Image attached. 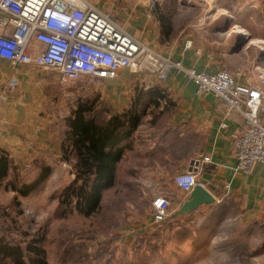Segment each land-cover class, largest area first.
I'll list each match as a JSON object with an SVG mask.
<instances>
[{"label": "crops", "instance_id": "1", "mask_svg": "<svg viewBox=\"0 0 264 264\" xmlns=\"http://www.w3.org/2000/svg\"><path fill=\"white\" fill-rule=\"evenodd\" d=\"M218 1L185 0L182 4L189 8L196 7V3L207 4L200 13L202 21L227 14L232 19L229 7L218 5ZM240 6L241 20L235 21V27L242 32L227 30V20L225 28L211 29V35L207 27H194L181 36H174V23L169 21L173 18L160 7L149 8L145 0L118 4V15L114 19L110 17L158 55L197 71L240 70L241 77L246 80L253 74L248 67L256 66L262 79L256 86L264 91V33L257 31V42L253 43L256 54L248 51L251 43L244 46L243 42L237 48L238 37L248 31L245 23L254 11L251 9L264 8V0H242ZM181 17L186 20L190 15ZM162 20L168 22L169 28H163L166 23ZM251 61L255 64L251 65ZM37 68L31 65L14 67L8 60L0 58V88L9 79L16 80L15 88L0 99V150L10 159L9 171L16 164L21 168H37L25 176L28 180L37 175L40 161L58 157L59 153V143L51 128L57 122L54 124L52 113H46L50 110L47 111L49 98L45 96V87L56 81L57 74L51 75L47 70ZM238 81L247 83L239 78ZM102 82L104 87L114 90L113 114L130 108L138 114L130 144L123 151V160L141 166V172L148 179L173 180L176 174L192 170L216 198V202L196 210L206 211L207 207L217 205L225 198L240 211L243 219L264 220V163L254 164L245 173L239 169L233 153V137L244 128L241 115L234 111L227 113L225 104L212 93L196 94L194 84L180 73L172 72L165 79L151 72L146 75L120 73ZM122 86L124 89L128 86L125 94ZM262 120L264 122V114ZM205 156L208 161L203 160ZM20 169L15 170L17 177L25 173ZM165 189L175 200H172V206L175 202L179 206L186 193L173 181L171 187Z\"/></svg>", "mask_w": 264, "mask_h": 264}, {"label": "rangeland", "instance_id": "2", "mask_svg": "<svg viewBox=\"0 0 264 264\" xmlns=\"http://www.w3.org/2000/svg\"><path fill=\"white\" fill-rule=\"evenodd\" d=\"M89 1L116 18L118 4L141 0ZM183 1L145 0L149 8L156 10L160 7L163 13L173 18L169 21L174 23V36H181L194 27H207L211 35V29L225 28L227 20L226 29L235 30V21L241 20L239 8L242 0H219L218 5L229 7L232 19L228 14L217 15L215 19L208 18L204 22L200 13L208 5L196 3V7L189 8L182 4ZM251 10L254 11L245 23L248 33L240 35L238 41L242 40L244 46L251 43L248 51L254 55L256 46L253 43L257 42V31L264 33V8L259 6ZM184 15H190V18L184 20L181 17ZM238 28L236 31L242 32ZM226 34L223 33V36ZM254 64L251 61V65ZM255 67H248L253 74L246 80L241 77L240 70L222 69L238 74L240 81L256 86L262 79ZM47 71L51 75L56 74L55 71ZM120 73L147 74L124 69L101 77L80 76L66 81L55 75L56 81L45 87V96L49 98L46 105L49 109H46L50 110L46 113H52L54 124L57 122L51 126L55 141L60 142L66 127L65 119L81 100L92 103L93 113L99 120H107L113 114L111 102L114 90L104 87L102 81ZM13 81L16 85L15 78ZM142 86L145 88L144 84ZM127 91L128 86L122 89L124 94ZM40 162L37 167L49 165L51 173L28 195H18L17 204L12 201L14 191L11 184L17 186L20 182H27L25 176L37 168H21L16 164L17 167L13 166L3 180L4 184L0 186V237L18 243L27 242L28 235L37 233L41 239L37 244L41 249L40 261L45 264H264V220L243 219L240 211L225 198L220 199L217 205L207 207L206 211L196 210L171 217L180 206H176V202L172 206L174 198L165 189L166 186L171 187L173 180L148 179L141 172V166L124 159L118 165L116 183L102 192L97 210L87 215L76 210L72 202L68 211L62 213L58 207V196L74 178L73 167L60 160L59 153L58 157L52 156ZM17 168L25 170V173L17 177ZM156 196H164L170 202L169 219L167 217L160 223L153 221L151 204ZM26 253L33 258V251ZM8 261L4 263L8 264Z\"/></svg>", "mask_w": 264, "mask_h": 264}, {"label": "built area", "instance_id": "3", "mask_svg": "<svg viewBox=\"0 0 264 264\" xmlns=\"http://www.w3.org/2000/svg\"><path fill=\"white\" fill-rule=\"evenodd\" d=\"M0 58L14 67L55 71L61 81L124 69L156 73L160 79L180 73L194 84L196 94H214L227 113L243 118L244 128L233 137L239 169L247 173L254 164L264 163L261 88L239 83L238 74L226 69L205 73L158 55L89 0H0ZM13 79L0 88V99L15 88ZM173 183L185 193L196 184L203 186L192 170L176 174ZM151 206L155 223L169 216L170 202L164 196H156Z\"/></svg>", "mask_w": 264, "mask_h": 264}, {"label": "trees", "instance_id": "4", "mask_svg": "<svg viewBox=\"0 0 264 264\" xmlns=\"http://www.w3.org/2000/svg\"><path fill=\"white\" fill-rule=\"evenodd\" d=\"M163 22L166 23L163 28H169L168 22ZM93 112L92 103L81 100L65 119L66 127L59 140V155L60 160L72 165L75 176L59 193L58 207L62 213L68 211L72 202L76 210L87 215L100 207L102 192L116 183L117 168L124 158L123 151L129 146L136 128L138 114H135L134 108L111 114L103 121ZM10 168V159L0 150V186L4 184ZM50 173L51 166L42 165L31 180L20 182L17 186L11 184L13 203L17 204L18 195L32 192ZM27 237V242L18 243L0 237V264H5L7 259L8 264H45L40 261L41 249L37 246L40 237L37 233ZM26 251H33V258Z\"/></svg>", "mask_w": 264, "mask_h": 264}, {"label": "water", "instance_id": "5", "mask_svg": "<svg viewBox=\"0 0 264 264\" xmlns=\"http://www.w3.org/2000/svg\"><path fill=\"white\" fill-rule=\"evenodd\" d=\"M242 43L243 41L239 40L237 48H239ZM214 202H216L215 196L211 194L204 186L196 184L188 193L185 194L178 210H176L171 217L189 214L200 206L209 205Z\"/></svg>", "mask_w": 264, "mask_h": 264}]
</instances>
